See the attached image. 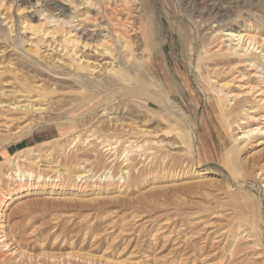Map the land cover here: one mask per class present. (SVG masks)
I'll list each match as a JSON object with an SVG mask.
<instances>
[{"label": "rangeland", "instance_id": "rangeland-1", "mask_svg": "<svg viewBox=\"0 0 264 264\" xmlns=\"http://www.w3.org/2000/svg\"><path fill=\"white\" fill-rule=\"evenodd\" d=\"M60 2L72 34L98 39L84 0ZM11 12L12 36L0 19V264H264V0L134 1L147 73L84 83L29 64ZM244 30L251 65L226 36ZM221 78L231 117L212 94ZM20 163L43 180L15 187Z\"/></svg>", "mask_w": 264, "mask_h": 264}, {"label": "bare ground", "instance_id": "bare-ground-1", "mask_svg": "<svg viewBox=\"0 0 264 264\" xmlns=\"http://www.w3.org/2000/svg\"><path fill=\"white\" fill-rule=\"evenodd\" d=\"M27 1H28V7L27 6L21 7V5H18V3L23 2L22 0H0V17H1L0 19H3L5 25L8 26L7 27L8 34H10L12 36V33L14 32L13 28L15 27V23H14L13 14L11 11L14 9L16 11V16L21 17V18H18V28H20V30L22 31L20 34H25L23 39H24V43L28 46V48L25 49L24 51L26 53V57H27L26 59H27L29 64L34 65V66L45 65V68L48 70L52 68V65L58 64L59 68L61 66V68L63 70L70 73V77H72L74 80H76L80 83H84L89 76H91V75L93 76L95 73H99L100 75H105V74H110V73L115 74V73L120 72L121 77L122 78L126 77L127 79H131V77L133 76V74H132L133 72H136L137 75H140V74L142 75L144 73H147V72H145L144 68L146 67L147 64L150 65L151 56H149L148 54L146 56H143V58H145L147 60V63H145V61H143L141 58H139L140 56L138 57V55H140L142 53L145 54L146 47L141 43L139 44L138 43L139 40L136 41L135 39L130 37L133 34H137L136 32L138 29L137 25H136L137 19H135V21H133V19L131 17V7H132V3L134 1H136V3H137V2H139V0H98V1H96V0H84L85 3L87 4V7L85 9L87 11H89L91 9L94 11V14L91 15V18L87 19L88 22L96 23V21H100V22H98L99 24H97L96 27H98V29L102 30V31L100 33H97L98 39H96V40L94 37H91V33L89 34V33L84 32V35L79 34V33L72 34V30L71 29L68 30L67 27H69L70 22H69V20H67L65 18V13H68L69 11H71L70 10L71 8H69V5H67V7L65 6L66 7L65 8L63 6L64 4H62V2H60L61 0H56V1L55 0H35L34 4H31V0H27ZM34 6H35V8H36V6L37 7L40 6V7H39V9H34ZM76 7L77 6H75V8ZM27 8L28 9L33 8L34 14H30V15L25 16L24 14H25ZM54 11H57L58 15H56V16L53 15ZM87 11H85V12H87ZM45 13H48V15H46ZM72 13L73 12H69L70 15ZM70 15L68 16V18L69 17L71 18ZM79 20H81V19H79ZM130 33H132V35H130ZM226 33H227L226 36L231 41L236 42V44L234 42V44H235L234 46L241 48V50L239 51V53H241L239 55L240 58L244 57L245 58L244 60L251 65L253 63V57H249V56H247V54L253 48H255L253 46L255 44L254 36L253 35L251 36L249 34V32H246L245 30L240 31V32L228 31ZM86 34H88V36ZM84 36H86V37H84ZM143 39H144V37H143ZM244 39H246V41L248 43L246 46L242 47L240 45L242 44ZM41 48L47 49V50L41 51ZM0 49H2V48H0ZM229 50L233 51L235 49L230 48ZM47 51L50 52L51 54L45 55V53ZM51 55L52 56L54 55V58H52ZM236 55H238V53H236ZM46 59H48V60H46ZM107 60H109L108 61L109 63L107 62ZM102 61H105V62L101 63ZM226 74H227V72H226ZM148 77L155 84V81H154L153 77L150 76L149 72H148ZM250 77H252V76H250ZM234 79H235V77H232V79L230 81L229 80L228 81L232 82V80H234ZM228 81L225 82L224 80H222V78H221V80L216 81L213 84L214 86H212V87H215V89L212 91V94L215 97V99L220 103V105H222V114L224 116H230L231 117L232 114L235 115V110L232 108V106L229 107L228 102L230 100L228 101L225 94L224 95L222 94V89H224L225 87L230 85ZM128 91L129 90H127V92ZM252 91H253L252 87L248 88L247 90L244 91L245 92L244 94L247 95ZM257 92H259V93L257 94V96H255V97L253 96L254 99L259 98V100H257V103H260V102L264 103V92L260 91V89ZM255 93H256V91H255ZM123 94H124V92H123ZM239 94H237V95H239ZM232 95H234V94H232ZM230 97H231V94H230ZM238 97L239 96H233L232 98H238ZM223 102L225 104H223ZM14 106H16V105H14ZM227 107H228V109H226ZM223 108H225V110ZM247 113H246V115H248ZM16 118H18V117H16ZM225 120H223V121H225ZM226 121H228L227 123L229 124V120H226ZM91 130H93V129H91ZM137 131H139V130H137ZM246 132H247V130H246ZM249 132H247V133H249ZM252 133H253V131H252ZM117 143H118V141H117ZM231 154H232V149L227 151V160L229 162L231 161L230 160ZM228 156H229V158H228ZM29 162H31L30 159H29ZM20 164H19V166H16L15 168L13 167L14 168L13 171H14V175H15L16 179H14L13 177L12 178L14 179L13 183H15V185H14L15 187L16 186L22 187L23 184L25 183V180L28 179V181H29V179H32V177H34L35 179L36 178L42 179L40 172L36 176H34L35 174L33 175L32 173H29V172L26 173L27 171L21 172L23 169L22 170L19 169V167L22 166V163H20ZM17 165H18V163H17ZM28 166H27V168H28ZM24 170H25V167H24ZM26 177H27V179H26ZM75 177L81 178L82 175L81 174H75ZM104 179H106V178H104ZM16 183H18V184H16ZM38 189H36V190H38Z\"/></svg>", "mask_w": 264, "mask_h": 264}]
</instances>
